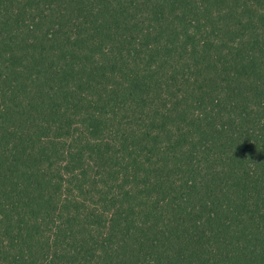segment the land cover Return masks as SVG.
Here are the masks:
<instances>
[{
	"label": "trees",
	"instance_id": "obj_1",
	"mask_svg": "<svg viewBox=\"0 0 264 264\" xmlns=\"http://www.w3.org/2000/svg\"><path fill=\"white\" fill-rule=\"evenodd\" d=\"M0 264H264V0H0Z\"/></svg>",
	"mask_w": 264,
	"mask_h": 264
}]
</instances>
